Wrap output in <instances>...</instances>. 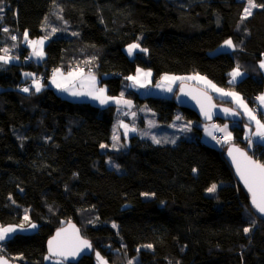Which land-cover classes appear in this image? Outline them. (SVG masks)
I'll return each instance as SVG.
<instances>
[{
	"label": "trees",
	"instance_id": "1",
	"mask_svg": "<svg viewBox=\"0 0 264 264\" xmlns=\"http://www.w3.org/2000/svg\"><path fill=\"white\" fill-rule=\"evenodd\" d=\"M244 8L240 0H0V55L8 49L19 58L0 62V226L25 215L37 226L0 243V256L57 264L46 262V241L73 221L93 246L91 256L74 264H95L96 253L112 264L116 257L137 264H264V219L235 180L225 148L202 143L194 127L192 139L174 145L133 135L126 150L103 152L115 108L68 100L50 87L37 92L23 77L34 73L46 83L57 69L93 71L115 97L137 68L151 70L153 83L163 74L200 75L253 106L264 90L258 69L264 8L242 19ZM25 32L31 40L47 37L40 64L18 43ZM227 39L232 52L210 53ZM134 43L148 51L130 59L124 49ZM237 66L245 77L230 83ZM125 95L161 123L177 111L174 98ZM180 111L199 123L193 112ZM231 124L234 142L244 146L243 117ZM249 153L264 163V146Z\"/></svg>",
	"mask_w": 264,
	"mask_h": 264
},
{
	"label": "snow or ice",
	"instance_id": "2",
	"mask_svg": "<svg viewBox=\"0 0 264 264\" xmlns=\"http://www.w3.org/2000/svg\"><path fill=\"white\" fill-rule=\"evenodd\" d=\"M257 7H262L264 8V4L262 5H257L255 3V0H247V6L243 9V18H247L248 16L252 15V10L254 8ZM4 31H7V29H4ZM56 29L53 28L52 32L55 33ZM25 39L27 40V32H25ZM73 35H76V33H73ZM47 38V37H45ZM13 40L16 39L15 36L12 37ZM29 46L32 47V55L37 56V57H43L44 52H43V44H44V40H38V41H28ZM224 44L227 47H233V43L232 41L226 40L224 42ZM135 49H140V51L143 52H147V49H143L140 48V45L138 43H134L128 46V54L131 56L133 54V51ZM5 52V55L0 56V61L4 62V63H8L11 59H13V57H10L7 55V52L9 51L8 49H4L3 50ZM260 67L262 69H264V60H262L260 62ZM55 72H59V69L55 70ZM78 74H82V70H80L79 72H69L68 76L69 77H73L75 75ZM25 75H31V74H25ZM152 75V73L150 71L148 72H144L142 69H137V75L136 76H129L127 77L128 80L133 81L136 84H139L141 87H144L145 84L143 82V80L141 79V76H143L145 79L150 77ZM230 75L233 78V81L236 79V77L241 75V72L239 71V67L237 66L236 69L233 70L232 73H230ZM90 79L92 80L93 84L95 83V77L91 76ZM164 80L169 81L170 83H174L175 80L177 79H183V78H179V77H169V76H165L163 78ZM188 79H197V80H205L204 77H199V76H195V77H189ZM205 82L210 85L213 90L220 92L223 95H228V96H233L237 102H239L246 110L249 119L254 120L256 125H257V130L253 133V135L260 137L262 140H264V123H261V121L257 120L255 115L251 112V110L247 109L246 105H243L242 101H240V98L237 96L236 93H232V92H224L222 89H218L216 88V86L214 84H211V81H206ZM52 83L56 84L58 88H64V90H68L67 88H65V86L63 84H60L57 82L56 77H55V73L53 75V80ZM231 83V81H230ZM34 86H35V90L37 92H39L41 90V84L39 83V81H34ZM159 86V85H157ZM168 91H171V87H169L167 89ZM22 91L24 92H28L29 88L25 87L22 89ZM105 89L101 88L92 92H89L88 95H92L94 99H97L100 101L101 104H105L107 103L109 100L111 99H115L113 97H108L105 94ZM72 95H81L82 93H78V92H72ZM194 99L196 98L195 96L193 97ZM261 102V104H264V96H260L258 98ZM117 103H124L127 105H131V101H127V100H123V94H121V98L116 100ZM200 101L198 100V103ZM201 111L204 113V115L207 118H211L210 112L206 111L203 107V105H201ZM225 112H229V109H225ZM234 115L236 113H233ZM133 115H135L133 113ZM177 119H180V117L178 116ZM122 127H124L126 129L125 131V136L127 135V131H128V126L127 125H121ZM226 127L222 128V129H218L219 131H225L226 132ZM135 128H132L131 131H135ZM114 140H118L119 137L117 135L113 136ZM226 139L230 140L231 139V133H227V137ZM153 140L155 143H160L159 140H157L155 137H153ZM173 143L175 141H172ZM249 143L251 144V140L249 141ZM115 147V145H113ZM102 148L106 147V145H101ZM229 156L232 157L233 163L236 165V171L237 174L239 175L240 179L243 181L245 187L247 188L248 192L251 194V203L253 205L254 208L257 209V211L261 214H264V163H261L258 160H254L252 159V157L248 156L247 152L240 150L239 148H231L229 150L228 153ZM195 171V169H194ZM217 185L213 184L211 185V187H209L207 189V191L209 193H213L216 191ZM147 195V194H144ZM25 220H28V216L25 215L24 217ZM32 228H35L36 225L35 224H31L30 225ZM114 228L116 227L115 224L112 225ZM21 228H23V225L20 226ZM73 228V234H74V239L68 238L66 236H64L63 234L67 232L66 229H61L60 231L57 232L56 236L53 237L51 240H49L48 242V251H49V255L45 257L46 260L51 259L52 257H63L64 260H67L68 257H76L81 251H83L85 248L87 249H91V244L86 241V240H81L78 236L77 230L75 229L74 226H72ZM16 231L15 227H0V241H4L6 238H9V234L13 233ZM245 233L249 232L250 229L249 228H245L244 229ZM147 247H152L151 245H147ZM96 256L98 258V260L101 261V264H107L106 261L103 260L102 257H100L99 253H96ZM0 264H7V261L4 260L3 258H0ZM57 264H61V262H57ZM129 264H132V261H129Z\"/></svg>",
	"mask_w": 264,
	"mask_h": 264
},
{
	"label": "crops",
	"instance_id": "3",
	"mask_svg": "<svg viewBox=\"0 0 264 264\" xmlns=\"http://www.w3.org/2000/svg\"><path fill=\"white\" fill-rule=\"evenodd\" d=\"M27 41L28 40H26L25 37H24L23 40L22 41L21 40L18 41V43H21L20 45H23V46L25 45L26 48H28L27 47L28 46L27 45ZM45 45H46V41H44L43 49H44ZM125 49H124V52L128 56V58H130V59L133 58V56L136 54L135 53L133 56H130L128 54V52H126ZM233 50H234V47H231V48L229 47L225 52H232ZM7 53L10 54L9 51ZM27 58L29 60L33 61V63H35V64H40L44 60L45 55H43L42 58L41 57H37V56L32 55V51L29 50ZM14 60L15 59H11V61H14ZM262 60H264V58H262L258 62V69H259V72L261 73V76L264 79V69H262L260 67V62ZM236 68L237 67H235L234 69H236ZM137 69L134 72V74L130 75V76H136L137 75ZM139 69H141V68H139ZM142 70L144 72L150 71L152 73V71L149 70V69H142ZM233 70L230 73H232ZM239 71L241 72V75L236 77V79L234 81H233L232 76L231 75L229 76V80L232 83H237L243 77H245V73L243 71H241L240 69H239ZM69 72H79V71H70V70H59V72L53 71L51 76L49 77V79L46 81V83L43 80H41L40 78H38L39 76L35 75L34 73H27V74H31V75H25L26 73H24L23 77L29 79V81L31 82V85L34 87V89H35L34 81H39V83L41 84V89L43 87L44 88L45 87H50V88L54 89L57 92V94H59L62 98H65V99H68V100L77 101V102H89V103H91V104H93V105H95V106H97L99 108H102V109H105V108H108V107H113V108H115V114H117V112L127 110L128 118H126L127 119V120H125L126 122L128 120L133 119L135 117L133 115V113L135 112L136 107H139V104L136 105L137 100L128 98L125 95L128 91L134 92L139 99H144V98H148V97L167 98L166 96L171 95V91H169L168 94H165L164 87L167 84L166 82H169V81L164 80L163 78L165 76L174 77L173 75L163 74L161 76L160 80L157 83H153V73H152V75L150 77H148L146 79L143 76H141V79L143 80V82L145 84L144 87H141L139 84H136L133 81L128 80L127 78H125L124 79V83L122 85L121 94H123V100L131 101V105L129 106V105L124 104V103H117L116 102L117 99L121 98V94L118 95V96L113 97L115 99H111L105 104H101L100 101L97 100V99H94L92 95H88L89 92H92V91H95V90L103 88V89H105V93L104 94L106 96H108V97H112V96H109L107 94L106 87L100 84L99 78L97 77V75L93 71H87V72L84 71V72H82V74H78V75H75L73 77H69L68 76ZM54 73H55V77H56L57 82L60 83V84H63L65 86V88H67L68 90H64V88H58L56 84L52 83ZM91 76L95 77V83L94 84H93L92 80L90 79ZM175 76H181V75H175ZM182 76H191V77L199 76V77H203V76H200V75H182ZM205 80L209 81L207 78H205ZM205 80H197L196 82L193 80L192 83L198 85L199 87H201L204 90H206L209 93H211L215 99L220 100V101L229 102L231 104L232 108L237 109L239 111V113L241 114V116L243 117L245 124L243 126V138H242V142H243L244 146H242V147L247 149L248 151H252L255 148V145L264 146V140H262L260 137H257L255 135H253V133L257 130V125H256L254 120L249 119V116H248L245 108L239 102H237V100L233 96L223 95L220 92H217V91L213 90V88L210 85H208L205 82ZM211 84H214V83L211 82ZM157 85H159V86H157ZM175 86L176 85H174V83H171V89H172V87L174 89ZM216 88L222 89V88H220L218 86H216ZM222 90L224 92L236 93L234 91H229V90H225V89H222ZM72 92H78V93H82V94L81 95H72L71 94ZM162 92H164V93H162ZM236 94L240 98V101H242L243 105H246L247 109L251 110V112L255 115L256 119L261 121V123H264V104H261L260 100L258 99L260 96H264V90H263V92L261 94H259L254 99V103L257 106L258 110H259L258 114H255L253 112L252 107L242 98L241 95H239L238 93H236ZM173 119H175V118H173ZM173 119H172V121H173ZM115 120H116V117H115L113 123L115 122ZM179 121H181V120H179ZM184 121L187 124L191 125V127H193V128L197 127L198 129H200V132H202V128L199 126V124H196V122H191V121H186V120H184ZM126 124H128V122ZM141 124H143V123L141 122ZM219 124H221L220 126H223V123H221L219 121L212 122L213 127H218L217 125H219ZM225 124H227L230 127V131H231V125L232 124L228 123V122H224V125ZM112 129H113V127H112ZM120 131H121V134L123 136V139H122L123 140V146L120 149L121 150H126L127 147H128V139H129V137L134 135V133H132L134 131H131V129H128L126 136L124 134L125 131H126L125 128L121 127ZM219 132L220 131L217 129L214 132V134H213L214 138L216 137V139L221 142V144L218 146V148L214 147L215 149L221 150L222 148H226L230 144H236L234 142V138H233L232 132H230L231 133V139L230 140L226 139V136L224 134H221V132L220 133ZM112 134H113V131H112ZM179 138L185 139L184 137H179ZM198 139L203 142V139H202L201 135L198 136ZM250 140H251V144L249 143ZM157 145H159V144H157Z\"/></svg>",
	"mask_w": 264,
	"mask_h": 264
},
{
	"label": "rangeland",
	"instance_id": "4",
	"mask_svg": "<svg viewBox=\"0 0 264 264\" xmlns=\"http://www.w3.org/2000/svg\"><path fill=\"white\" fill-rule=\"evenodd\" d=\"M240 1H244L245 2V7L247 6V0H240ZM257 8H254L252 10V13ZM243 15H244V13H243ZM0 16H1V13H0ZM41 39L46 41L45 38L34 39V40L27 39V40L28 41H38V40H41ZM227 40H229V39H227ZM28 41H27V45H28L27 47L29 48L30 51H32V47L29 46ZM224 42H222L217 48H215L210 53L211 54H216V53L225 52L229 47H227L224 44ZM125 50H126V52H128V47ZM135 53H144V52L140 51V49H135L131 56H133ZM3 55H5V52H3L0 56H3ZM7 55L11 57L10 54L7 53ZM13 59H15L14 62H11V60H10L8 63H5V64H13V63L15 64L16 62L17 63L19 62V58L17 56L13 57ZM0 62H2V61H0ZM2 63H4V62H2ZM173 76L174 77L183 78V79L175 80L174 85H176V86L174 87V89L172 87L171 95L166 96L167 98H174L175 97V95L177 93V90H178V86H179V84L181 82H190V83H192L193 80L195 82L197 81V79H192V80L188 79L191 76H175V75H173ZM166 83L167 84L164 87V90H165L164 92H165V94H168L169 91L167 89L169 87H171V83L170 82H166ZM164 92H162V93H164ZM136 105H137V103H136ZM134 113H135V115H134L135 117L133 119H131V120H128L127 121L128 124H126L127 122L125 121V120H127L126 118H128L127 110L120 111V112H117V114H114V119L116 117V120L113 123V134H112L111 143H110L109 146H106V147L102 148L103 152L104 151H108V150L109 151H119V150L120 151H124V150L120 149L123 146V140H122L123 136H122L121 131H120V129L122 127L121 126L122 124L123 125H127L128 129L135 128L136 130L134 132H132V133H134V135L138 136L141 139L148 140V141H150V142H152L154 144H161V145L171 144V145H174L179 139H181L179 137H184L185 139H192L193 138V129L194 128L191 127V125L187 124L183 120L184 118L181 115L182 113L178 109H177V111H176V113L174 114V117H173L175 119H173V121H170L168 123L159 122L158 119H157L156 114L146 104H143V105L139 104V107H136V110H135ZM178 116L180 117V119H177ZM179 120H181V121H179ZM141 122L143 124H141ZM196 124H199V126L202 128V132H201L200 135H201V137L203 139V142L201 140L200 141L202 143L212 147V148H214V147L218 148V146L221 144V142L219 140H217L216 137L214 138V136H213L214 132L217 129H222V128H225V126H227L226 127V132L225 131H220L221 134H224L226 137H227V133L231 132L230 131V127L227 124L224 125V123H223V126H220L221 124L217 125L218 127H213L212 122L211 123H206V124H203V123L199 122V123H196ZM114 135H117L119 137V139L118 140H114L113 139ZM153 137H155L157 140H159L160 143H155L154 140H153ZM172 141H175V142L173 143ZM113 145H115V147ZM107 165L110 168H112V167H114V162L108 161ZM207 193L209 195L212 194V193H209V192H207ZM91 216H92L91 213H89L87 215V217H91ZM83 220L84 221H82V222H85L84 218H83ZM31 224H33V223L29 219L28 220L23 219V220H21V222L19 224H7V225L0 226V227H9V226H11V227H15L16 228L15 232L9 234V238H6L4 241H0V243H3L5 241L9 240L16 232L29 233V234L30 233H34L36 231V229H37V226L35 228H32L30 226ZM21 225H23V228L20 227ZM103 260L106 261L107 264H112L111 262L105 260L104 258H103ZM47 261L56 262L57 260H54V259L51 258L49 260H46V262ZM129 261H132V264H137L136 258H134V257H127V258L126 257H122V258L116 257L115 263H118V264H129ZM95 264H101V261L98 260L96 255H95Z\"/></svg>",
	"mask_w": 264,
	"mask_h": 264
},
{
	"label": "water",
	"instance_id": "5",
	"mask_svg": "<svg viewBox=\"0 0 264 264\" xmlns=\"http://www.w3.org/2000/svg\"><path fill=\"white\" fill-rule=\"evenodd\" d=\"M194 96L196 97L195 99L193 98ZM198 100L200 101L199 103H198ZM174 103H175L177 109H179V110L185 109V110H189V111L193 112L197 116L199 122H201L203 124L211 123L214 121L238 123L241 121V117H242L241 114L236 109H234L228 105L216 102L215 98L213 97V95L211 93H209L208 91L199 87L198 85L190 83V82H181L179 84L177 93L174 97ZM201 105H203V107L206 111L210 112V115H211L210 119L207 118L204 115V113L201 111ZM225 109H229L230 111L225 112L224 111ZM233 113H236V114L234 115ZM231 148H239L240 150L247 152L248 156H250V157H252V156L247 149L243 148L242 146H240L238 144H230L229 146H227L223 150L224 159L227 162V164L229 165L235 180L238 182V184L242 187V189L247 194L248 199H249V203H250L252 209L254 210V212L257 216L264 219V214L259 213L257 211V209L253 207V205L251 203V194L248 192L243 181L240 179L239 175L237 174L236 165L233 163L232 157L228 155L229 150ZM252 159L255 160L254 157H252ZM72 226H74L75 229L77 230L76 234H78L79 238L81 240L88 241L92 246L91 241L81 235V231H80L79 226L75 222L70 221L67 224H65V225L61 226L60 228H58L57 230H55L54 233L47 239L46 244H45L47 256L49 255V251H48L49 240H51L53 237H55L57 232L60 231L61 229L67 230V232L63 234L64 236L71 238V239H74ZM92 253H93V246L91 247V249L85 248L76 257H68L67 260H64L63 257H52V259L61 261L64 264H74V263L80 261L84 257L91 256ZM0 258H3L4 260H6L7 264H19L17 262H13L11 260H8L7 258H5L3 256H0Z\"/></svg>",
	"mask_w": 264,
	"mask_h": 264
},
{
	"label": "built area",
	"instance_id": "6",
	"mask_svg": "<svg viewBox=\"0 0 264 264\" xmlns=\"http://www.w3.org/2000/svg\"><path fill=\"white\" fill-rule=\"evenodd\" d=\"M74 70H76V67L74 68ZM252 110H253V112L255 114H258L259 113V110H258V108H257V106L255 104L252 106Z\"/></svg>",
	"mask_w": 264,
	"mask_h": 264
},
{
	"label": "clouds",
	"instance_id": "7",
	"mask_svg": "<svg viewBox=\"0 0 264 264\" xmlns=\"http://www.w3.org/2000/svg\"><path fill=\"white\" fill-rule=\"evenodd\" d=\"M41 80H43L42 78H40Z\"/></svg>",
	"mask_w": 264,
	"mask_h": 264
},
{
	"label": "flooded vegetation",
	"instance_id": "8",
	"mask_svg": "<svg viewBox=\"0 0 264 264\" xmlns=\"http://www.w3.org/2000/svg\"><path fill=\"white\" fill-rule=\"evenodd\" d=\"M252 107V106H251Z\"/></svg>",
	"mask_w": 264,
	"mask_h": 264
}]
</instances>
